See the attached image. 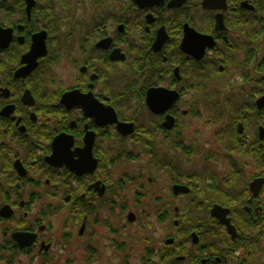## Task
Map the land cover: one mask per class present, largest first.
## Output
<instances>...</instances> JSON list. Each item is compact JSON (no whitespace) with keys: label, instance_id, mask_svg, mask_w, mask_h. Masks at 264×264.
Listing matches in <instances>:
<instances>
[{"label":"flooded vegetation","instance_id":"af4514ba","mask_svg":"<svg viewBox=\"0 0 264 264\" xmlns=\"http://www.w3.org/2000/svg\"><path fill=\"white\" fill-rule=\"evenodd\" d=\"M263 98L264 0H0V264H264Z\"/></svg>","mask_w":264,"mask_h":264},{"label":"rangeland","instance_id":"374dc122","mask_svg":"<svg viewBox=\"0 0 264 264\" xmlns=\"http://www.w3.org/2000/svg\"><path fill=\"white\" fill-rule=\"evenodd\" d=\"M57 72L60 76L67 74V71L63 70L62 67L57 68ZM71 73H69V76ZM205 132L208 134V131L204 128ZM205 138V137H204ZM113 220V219H112ZM148 222V219H144L142 222L139 221L137 224H131L130 227L126 228V231L124 232L123 227L120 228V240L123 241L126 237L127 242L129 244V253H131V264H139V258L140 254L142 253L141 246L144 245L143 237L146 235L159 237V233H155L153 229L148 230L144 229L147 226H145ZM58 248L55 251V255L50 257L52 258L49 262V264H92L90 261H86L87 254L84 253L81 249L78 248V244L74 242L72 247L67 250L60 252ZM41 261L46 262L48 264L47 260L38 259L36 260L37 264H40ZM124 261V254L118 253V251L106 250L103 254V258H101L99 263L96 264H123Z\"/></svg>","mask_w":264,"mask_h":264},{"label":"water","instance_id":"95a60500","mask_svg":"<svg viewBox=\"0 0 264 264\" xmlns=\"http://www.w3.org/2000/svg\"><path fill=\"white\" fill-rule=\"evenodd\" d=\"M185 31H187V34H186V38L188 39V37H189V35L192 33V31H194L193 29H191V28H188V26H186V30ZM188 41H187V43H186V46H188ZM65 100H67V102H76V103H78L79 104V102L81 101V98L79 97V96H77V95H75V96H73V95H70L69 97H66L65 98ZM260 103V106H263L264 105V98L263 99H261L260 101H259ZM90 116H93L92 115V113L91 114H89ZM114 121H116V119L114 120ZM133 126L130 124V125H125V124H120L119 125V130L124 134V135H126V134H128V133H130V132H132V130H133V128H132ZM61 141V138H59L58 140H57V142L55 143V148H56V151L59 153L60 152V148L62 147V143L61 144H58L59 142ZM58 144V145H57ZM57 145V146H56ZM57 148H58V150H57ZM57 164H59V163H57Z\"/></svg>","mask_w":264,"mask_h":264}]
</instances>
